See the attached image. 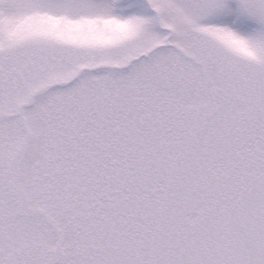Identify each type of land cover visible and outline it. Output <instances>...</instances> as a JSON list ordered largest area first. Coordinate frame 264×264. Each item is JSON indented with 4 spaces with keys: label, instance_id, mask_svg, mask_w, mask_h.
Instances as JSON below:
<instances>
[{
    "label": "snow or ice",
    "instance_id": "6c2138e0",
    "mask_svg": "<svg viewBox=\"0 0 264 264\" xmlns=\"http://www.w3.org/2000/svg\"><path fill=\"white\" fill-rule=\"evenodd\" d=\"M0 264H264V0H0Z\"/></svg>",
    "mask_w": 264,
    "mask_h": 264
}]
</instances>
